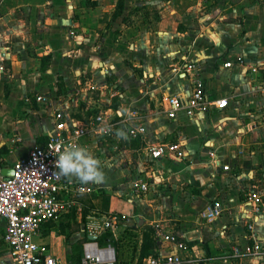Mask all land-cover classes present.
Returning <instances> with one entry per match:
<instances>
[{
  "label": "crops",
  "instance_id": "1",
  "mask_svg": "<svg viewBox=\"0 0 264 264\" xmlns=\"http://www.w3.org/2000/svg\"><path fill=\"white\" fill-rule=\"evenodd\" d=\"M197 77L211 98H227L228 106L198 121L184 111L169 119L165 99L186 101ZM90 84L104 94L83 91ZM37 95L53 103L40 104ZM263 108L264 0H0L3 169L48 140L58 109L77 118L119 111L147 128L132 138L121 123L110 137L83 139L106 180L81 184L64 177L70 210L43 224L35 237L65 262L81 260L86 236L111 245L121 264L175 253L155 238L152 224L159 222L189 245L178 254L193 258L190 264H264L236 258L232 250L253 244L252 214L241 210L248 196L257 192L264 202V130H252ZM121 129L127 139L117 138ZM167 143H179L180 151L152 160L148 149ZM211 151L221 166L211 163ZM136 178L148 181V192L135 191ZM77 185L90 193L77 192ZM215 199L224 204L223 215L201 219ZM111 213L124 217L115 234L103 226ZM74 222L68 239L61 225ZM253 224L264 243V209ZM5 226L0 218V264H13Z\"/></svg>",
  "mask_w": 264,
  "mask_h": 264
},
{
  "label": "built area",
  "instance_id": "2",
  "mask_svg": "<svg viewBox=\"0 0 264 264\" xmlns=\"http://www.w3.org/2000/svg\"><path fill=\"white\" fill-rule=\"evenodd\" d=\"M241 62V59H239ZM225 67H232V63H225ZM192 91L186 101L179 96H168L165 101L169 119H176L179 111H184L188 118L197 120L207 116L213 110H223L228 106L227 98H211L206 91V85L201 78L192 81ZM103 87L90 84L83 88V91H99ZM83 93L79 95L82 96ZM86 96V95H85ZM82 98V97H81ZM86 98V97H83ZM82 98V99H83ZM35 100L43 105L53 103L51 97L47 95H37ZM73 104L78 103V98L73 99ZM90 112L88 117L77 118L65 109H58L54 115V129L43 144L32 148L27 157L18 159L13 163V175L4 176L3 166L0 165V218L6 221L3 241L8 247L13 264H119L116 261L114 248L111 245L101 247L95 241H87L83 245V255L78 263L65 262L54 256L49 248V244L38 242L35 237L40 233V227L49 222H54L63 217L70 208V203L66 200V191L69 189L65 185L64 177L57 175L58 169L55 167L57 155L69 144L82 146L83 139L87 137L104 138L115 133L118 124L127 126L129 137L135 138L147 133V128L143 125H133L129 119L118 115L117 111L99 110L97 113ZM253 131L264 130V108L254 117ZM198 121V120H197ZM179 143L161 144L148 149L152 160H159L163 156L173 155L179 152ZM211 163L221 166L211 151ZM224 170H229V166H223ZM133 187L138 193H146L151 188L148 181L143 178H136ZM77 192H88L90 188L77 185ZM264 209V202L257 192H251L247 201L241 207L246 214H252V222L248 228L251 232L253 244L245 251L239 247H233V256L236 258L249 256L256 261L264 259V243L259 242L254 234V222ZM225 212L224 204L220 199H215L205 209L199 213V217L206 221H213ZM124 217L116 213H111L106 217L104 230L112 231L114 234L122 225ZM164 223L152 224L155 238L164 243L174 246L175 253L167 255H150L136 262L135 264H190L193 258H185L178 254V251L187 252L189 245L179 239V236L167 230Z\"/></svg>",
  "mask_w": 264,
  "mask_h": 264
},
{
  "label": "clouds",
  "instance_id": "3",
  "mask_svg": "<svg viewBox=\"0 0 264 264\" xmlns=\"http://www.w3.org/2000/svg\"><path fill=\"white\" fill-rule=\"evenodd\" d=\"M118 139H127L124 130H117ZM55 167L57 175L78 181L81 184H102L106 180L101 161L87 148L69 144L57 155Z\"/></svg>",
  "mask_w": 264,
  "mask_h": 264
},
{
  "label": "rangeland",
  "instance_id": "4",
  "mask_svg": "<svg viewBox=\"0 0 264 264\" xmlns=\"http://www.w3.org/2000/svg\"><path fill=\"white\" fill-rule=\"evenodd\" d=\"M87 193H90V192L88 191ZM79 200H80V198H79ZM69 210H70V209H68V211H69ZM82 221L85 222V216L82 218ZM87 222L89 223V219L87 220ZM55 225L58 226V224H55ZM89 225H90V223H89ZM61 226L65 228V234H64V235L66 236V238H68L69 235L72 234V231L75 229L76 223L74 222L73 224H67V225L62 224ZM61 226H60V227H61ZM85 231L88 232V228H87ZM87 232H86V233H87ZM68 239H69V238H68ZM81 240H84V239L82 238ZM81 240H80V241H81Z\"/></svg>",
  "mask_w": 264,
  "mask_h": 264
},
{
  "label": "trees",
  "instance_id": "5",
  "mask_svg": "<svg viewBox=\"0 0 264 264\" xmlns=\"http://www.w3.org/2000/svg\"><path fill=\"white\" fill-rule=\"evenodd\" d=\"M2 151H4V149H2ZM0 165H3V161L0 159ZM110 238V234H106L105 236H103L102 238L98 239V242L101 243V245H103V242H107V240ZM84 240L88 241L87 236L84 238ZM141 262V261H140ZM119 263V262H118ZM121 264V263H119Z\"/></svg>",
  "mask_w": 264,
  "mask_h": 264
},
{
  "label": "water",
  "instance_id": "6",
  "mask_svg": "<svg viewBox=\"0 0 264 264\" xmlns=\"http://www.w3.org/2000/svg\"><path fill=\"white\" fill-rule=\"evenodd\" d=\"M2 174L4 176H7V177L12 176L13 175V169H3L2 170ZM89 239L90 240H95L96 237L95 236H90Z\"/></svg>",
  "mask_w": 264,
  "mask_h": 264
}]
</instances>
